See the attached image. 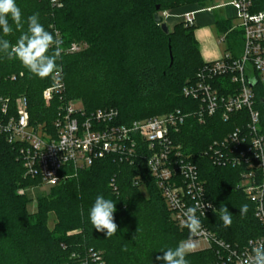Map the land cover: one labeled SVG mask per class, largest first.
<instances>
[{
  "label": "trees",
  "instance_id": "1",
  "mask_svg": "<svg viewBox=\"0 0 264 264\" xmlns=\"http://www.w3.org/2000/svg\"><path fill=\"white\" fill-rule=\"evenodd\" d=\"M213 2L64 0L63 6L56 8L48 0H16L25 20L39 13L45 29L61 41L62 53L57 63L63 70L66 97L82 100L88 112L117 108L120 122L125 124L175 108L194 107L182 90L205 64L194 36L195 26L180 21L165 34L155 22V13L188 4L207 8ZM253 9L264 11V0H254ZM215 23L225 34V52L239 57L243 51V30L232 29L231 19L220 16H216ZM19 35L14 29L11 35L3 36L0 30V37L12 43ZM80 41L88 47L79 53L65 51ZM51 84L52 76L38 78L18 60L0 53V97L14 100L26 95L32 124H51L54 118L57 103L46 105L43 98L45 88ZM257 89L264 132V86ZM234 126L218 118L204 125L190 118L180 139L196 153L195 162L207 195L216 206L217 212L208 219L209 228L228 243L243 244L262 235L264 229L254 217V205L236 188L239 172L231 167H216L200 155L212 139ZM138 176L147 195L133 184ZM37 184L38 180L25 177L19 147L0 135V264H67L73 252L91 247L103 252L107 264H163L156 259L163 255L161 250L175 248L189 238L188 230H180L172 221L144 166L132 167L113 158L98 160L54 186L50 194L37 198L36 210L31 212V199L26 191L22 194L19 190ZM98 195L116 203L114 222L118 230L112 237L97 231L89 220V210ZM245 204L248 212L242 217L239 209ZM223 206L232 213V224L227 228L219 215ZM51 214L55 216L52 228ZM186 258L189 264H210L215 254L211 249L197 250Z\"/></svg>",
  "mask_w": 264,
  "mask_h": 264
},
{
  "label": "built area",
  "instance_id": "2",
  "mask_svg": "<svg viewBox=\"0 0 264 264\" xmlns=\"http://www.w3.org/2000/svg\"><path fill=\"white\" fill-rule=\"evenodd\" d=\"M48 1L56 8L64 4V0ZM228 5L234 8L243 30V51L237 58L225 52L218 59L205 61L196 77L186 82L182 94L194 107L121 123L117 108L88 112L84 105L68 99L62 68L52 75V84L43 92L46 105L57 103L51 124L31 123L26 95L15 100L0 97V135L19 147L25 177L38 180L35 186H56L101 159L144 166L180 230H188L182 223L183 211L197 203L205 205L204 215L197 212L202 231L196 240L204 244L201 250L214 251L215 260L210 264H240L250 253L248 242L264 241V233L243 244H231L209 228L208 219L216 206L207 195L195 162L196 153L180 139L190 118L202 125L217 118L235 124L232 130L212 139L200 155L216 167L238 170L236 188L254 205V217L264 229V132L257 105V88L264 86V11H254V0H231ZM194 14L187 12L179 18L186 25H194ZM79 50L80 44L75 42L66 51ZM133 184L143 187L141 176L135 177ZM19 192L23 194L25 190ZM67 264L107 261L102 251L91 247L73 252Z\"/></svg>",
  "mask_w": 264,
  "mask_h": 264
},
{
  "label": "clouds",
  "instance_id": "3",
  "mask_svg": "<svg viewBox=\"0 0 264 264\" xmlns=\"http://www.w3.org/2000/svg\"><path fill=\"white\" fill-rule=\"evenodd\" d=\"M14 29L20 32L19 37L15 43L0 37V53L9 59L18 60L29 73L38 78L44 79L58 73L60 66L57 61L61 58V41L45 29L40 22L39 13H33L25 20L16 0H0V30L3 36H8ZM204 207L203 203H197L183 211L182 223L189 230V238L180 241L175 248L161 250L163 255L157 256V260L163 261V264H189L186 257L197 250L196 237L202 231V223L197 212L200 211L201 215H204ZM213 211L215 213L216 209ZM115 212V201L98 195L89 210V220L97 231L106 232L107 237H112L118 230V225L114 222ZM239 212L242 217L245 216L248 205L241 206ZM219 215L224 227H230L232 213L228 208L221 207ZM248 243L250 253L240 261V264H264V241L250 240ZM123 250L127 251V248Z\"/></svg>",
  "mask_w": 264,
  "mask_h": 264
},
{
  "label": "crops",
  "instance_id": "4",
  "mask_svg": "<svg viewBox=\"0 0 264 264\" xmlns=\"http://www.w3.org/2000/svg\"><path fill=\"white\" fill-rule=\"evenodd\" d=\"M208 8L209 7L201 8L197 4H188L180 8L170 10L172 12H169L167 17V19L170 20V23L175 24L178 22L180 15H183L187 12L195 13L194 36L199 47L200 55L204 61L218 59L225 53L227 49V43L224 39L225 34L220 32L217 24L215 23L216 16H220L223 19H231L232 27H235L233 24L234 21L239 22L236 18V12L231 5L227 6L226 15L221 12L216 13L214 11L215 8ZM218 34L221 35V40H223V43H221Z\"/></svg>",
  "mask_w": 264,
  "mask_h": 264
},
{
  "label": "rangeland",
  "instance_id": "5",
  "mask_svg": "<svg viewBox=\"0 0 264 264\" xmlns=\"http://www.w3.org/2000/svg\"><path fill=\"white\" fill-rule=\"evenodd\" d=\"M231 0H214V2L212 3V6H220L219 8H215L214 11L216 13H223L224 15H226V12H227V6H228V3L230 2ZM169 12H172L170 10H167V11H163V12H160L161 15L164 16L165 20L168 22V24L170 25V28L173 27L174 24L170 23V20L167 19L168 17V14ZM207 13V12H206ZM208 15V14H207ZM180 21V18L178 19V22ZM177 22V23H178ZM235 22V23H234ZM233 24L236 26L237 29H240L239 28V23L234 21ZM176 24V23H175ZM218 37L220 38V41L221 43H223V40H221V35L218 34ZM80 44V50L75 52V53H79L81 51H83L84 49H86L88 47V44L85 42V41H80V42H77ZM64 50V49H63ZM67 50V48L65 49V51ZM67 52V51H66ZM20 96V95H19ZM19 96H17L15 99H17ZM74 101L78 104V105H84V103L82 102V100L80 99H74ZM34 187V186H32ZM32 187H28L25 189L26 191V194L28 195V197L31 199L30 201V204H29V210L32 212V211H35L36 210V203H35V200L39 197H42V196H45V195H48L51 193L52 189L54 188V186L50 185V184H40L38 186H35L33 189ZM141 190L142 192L146 194V189L145 187H141ZM20 191V190H19ZM217 212V210H216ZM54 224H55V216L54 214H51L50 215V219H49V227L52 228L54 227ZM198 243V248L197 250H201L203 247H204V244L202 242H199L197 241ZM196 250V251H197Z\"/></svg>",
  "mask_w": 264,
  "mask_h": 264
},
{
  "label": "water",
  "instance_id": "6",
  "mask_svg": "<svg viewBox=\"0 0 264 264\" xmlns=\"http://www.w3.org/2000/svg\"><path fill=\"white\" fill-rule=\"evenodd\" d=\"M158 9H159V7H158ZM155 22L159 26H161V28H162V30L164 31L165 34H169L170 33V25L165 20L164 16L160 14L159 11L155 13ZM170 54L172 56V52H170ZM252 85H255V81H252Z\"/></svg>",
  "mask_w": 264,
  "mask_h": 264
}]
</instances>
